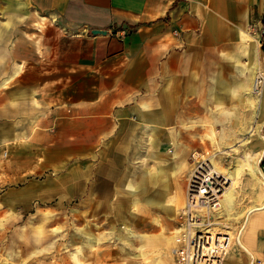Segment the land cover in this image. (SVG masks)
I'll return each mask as SVG.
<instances>
[{
	"label": "crops",
	"instance_id": "0c3cea01",
	"mask_svg": "<svg viewBox=\"0 0 264 264\" xmlns=\"http://www.w3.org/2000/svg\"><path fill=\"white\" fill-rule=\"evenodd\" d=\"M5 4L17 6L20 17L24 12V22L37 23L39 40L17 68L12 62L4 68L8 75L17 70L0 90V141L10 167H19L26 183L33 171L65 167L67 197L83 200L117 197L146 152L154 159L155 150L172 143V127L187 118L188 103L201 114L200 103L227 102L223 89L234 84L232 69L250 73L258 46L249 36L256 38L264 23V0ZM257 73L246 82L248 102L254 94L264 97V84L258 93L250 90Z\"/></svg>",
	"mask_w": 264,
	"mask_h": 264
},
{
	"label": "rangeland",
	"instance_id": "374dc122",
	"mask_svg": "<svg viewBox=\"0 0 264 264\" xmlns=\"http://www.w3.org/2000/svg\"><path fill=\"white\" fill-rule=\"evenodd\" d=\"M5 1L9 3L0 0V90L17 73L15 69L8 75L4 68L39 47L37 23L24 22V12L20 17L19 8L9 7ZM249 37L258 46L256 65L250 73L232 69L234 84L223 89L228 101L214 103L212 108L200 103L204 107L201 114L193 111L194 103H188L187 118L176 120L172 127L176 130L172 143L155 150L154 159L146 152L139 160L140 171L118 188L113 199L67 197L65 167L33 171L27 175V183L19 181V167H10L7 145L0 141V264H177L171 252L177 245V217L185 203L186 179L197 162L212 157L226 169L243 155L250 158L260 144L264 153V97L254 95L248 102L246 93L252 70L263 73L259 85L264 84L263 49L257 36ZM237 46L243 49L241 38ZM174 151L186 160L187 168L174 172L172 164L178 159ZM260 160L259 177L241 170L234 182L240 199L234 202L233 213H243L235 217L220 203L205 222L216 234L234 237L223 258L229 264L248 261V254L235 243L238 236L252 253L253 264H264V215L254 213L243 227L245 209L258 195L264 198ZM244 166L242 163L241 168ZM145 169L148 175L141 173ZM54 190L57 196L44 195ZM130 233L135 236L131 238ZM141 234L148 240L136 237Z\"/></svg>",
	"mask_w": 264,
	"mask_h": 264
},
{
	"label": "built area",
	"instance_id": "2783aa9c",
	"mask_svg": "<svg viewBox=\"0 0 264 264\" xmlns=\"http://www.w3.org/2000/svg\"><path fill=\"white\" fill-rule=\"evenodd\" d=\"M253 28V27H252ZM254 30V29H253ZM254 32L257 34L258 42L262 47L264 61V23L257 27ZM260 83L263 73L257 76ZM7 151H3L6 156ZM210 161L201 159L186 179L185 203L178 213L179 229L177 245L172 249V255L177 264H221L226 250L228 240L219 239L222 234H217V239L212 244L203 236V226L211 219V212L219 208V200L228 186L227 178L223 174H215L208 165ZM261 171L264 174V153L260 160ZM210 207L211 209H203ZM228 237V235H222Z\"/></svg>",
	"mask_w": 264,
	"mask_h": 264
},
{
	"label": "bare ground",
	"instance_id": "6f19581e",
	"mask_svg": "<svg viewBox=\"0 0 264 264\" xmlns=\"http://www.w3.org/2000/svg\"><path fill=\"white\" fill-rule=\"evenodd\" d=\"M262 64L264 66V61H263ZM257 76L258 75L254 76L253 79H252V84H251V87H250V90H251L252 93H258L260 91L259 90V87L260 86H259V82L257 80V78H258ZM256 148L258 150L256 152H254V154H252L250 158L248 157V155H243L242 158H241V160L240 159L239 160L237 159V161H238L237 163H232V164L228 165V167L226 169H224V166L221 167L220 162L217 161V160L212 159V157L209 160L210 162L208 163V165L210 166V168L213 169V172L215 174H218V175L223 174L227 178L228 186L226 187L225 192L221 196V198L219 200V204L222 203L224 205L225 210L227 212H229V213H233L234 212V209H233L234 208V202L236 200H239L240 199V197H239L240 194L239 195L235 194V193H237V190H238L237 188L238 187L237 186H234V182L236 180V177H237V175H239L238 173L241 170H248L249 173L253 177H259L260 176L259 175V160H260V156L262 154V145L260 144ZM196 154L197 153L194 154L195 157H196ZM173 155H177V152L174 151ZM242 163H244V165H245L243 168H241V164ZM187 167H188V164L186 163V161L184 159L181 158L180 161L178 163H176V166H175L176 170H175V172H178L180 169L187 168ZM158 174H159V172L158 173H155V174L152 173L153 176H156ZM261 175L264 178V174L262 172H261ZM147 201L150 202V203L152 202L151 199H147ZM157 205H159V204H157ZM182 207H181V209H182ZM204 209H211V208L210 207H205ZM201 210L203 211V208H201ZM263 211H264V198L260 202H255L254 204H252L251 206H249V207H247L245 209L244 212L246 213V215L244 217V223H243L244 225L243 226H245V224H246L247 220H249L248 218H249V216L251 214H253L255 212H263ZM242 213H243L242 211H239L237 214H236V212L233 213V214L235 215V217H238ZM199 223H200V226H203L202 229H203V232H204L203 233V236L205 237V240L208 241V242H210V244H212L213 241L217 239L216 232L214 230L210 229V227H208L206 225V223H203V220H201ZM130 235H131V238H132V235L135 236L133 233H130ZM240 236H241V234H240ZM136 237H138L141 240H148V238H149L145 234L144 235L141 234L139 236L137 235ZM219 239L228 240L227 247H229L230 244L232 242H234V237L226 238V237L220 235L219 236ZM235 243L240 248H242L243 251H245V252H247V253L250 254L249 264H253V262H254L253 261V255L250 252V250L247 247V245L244 243V241L242 239H240V237L238 236V237H236V242Z\"/></svg>",
	"mask_w": 264,
	"mask_h": 264
},
{
	"label": "water",
	"instance_id": "95a60500",
	"mask_svg": "<svg viewBox=\"0 0 264 264\" xmlns=\"http://www.w3.org/2000/svg\"><path fill=\"white\" fill-rule=\"evenodd\" d=\"M98 32L104 33L105 31L104 30H99V29H93L92 30V33H98Z\"/></svg>",
	"mask_w": 264,
	"mask_h": 264
}]
</instances>
